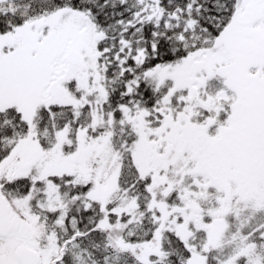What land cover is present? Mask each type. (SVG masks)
<instances>
[{
  "label": "snow or ice",
  "instance_id": "1",
  "mask_svg": "<svg viewBox=\"0 0 264 264\" xmlns=\"http://www.w3.org/2000/svg\"><path fill=\"white\" fill-rule=\"evenodd\" d=\"M0 264H264V0H0Z\"/></svg>",
  "mask_w": 264,
  "mask_h": 264
}]
</instances>
